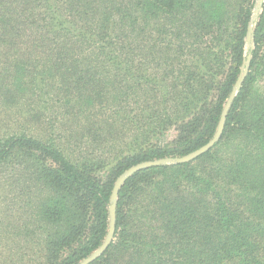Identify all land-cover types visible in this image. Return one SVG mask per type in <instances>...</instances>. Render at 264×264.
<instances>
[{
	"label": "trees",
	"instance_id": "trees-1",
	"mask_svg": "<svg viewBox=\"0 0 264 264\" xmlns=\"http://www.w3.org/2000/svg\"><path fill=\"white\" fill-rule=\"evenodd\" d=\"M255 4L0 0V124L12 111L25 123L0 130L2 200L14 204L0 205V264L98 253L117 180L206 145L248 59L221 140L193 162L129 177L114 239L88 264H264V0L248 47Z\"/></svg>",
	"mask_w": 264,
	"mask_h": 264
},
{
	"label": "water",
	"instance_id": "water-1",
	"mask_svg": "<svg viewBox=\"0 0 264 264\" xmlns=\"http://www.w3.org/2000/svg\"><path fill=\"white\" fill-rule=\"evenodd\" d=\"M262 2H263V0H259L260 8H261ZM251 35H252V30L250 31V34L248 35V39H247L248 43L252 42V36ZM246 64L247 65L249 64V59L246 61ZM244 70H245V72H244ZM247 70L248 69H243V75L237 81L234 92L231 95L230 100L228 101L227 105L224 108V112L222 114V118H221L220 124L218 126L217 132L214 135V137L206 145L202 146L200 149H198V150H196V151H194V152H192V153H190V154H188L182 158L163 159L160 161L144 162V163L138 164V165L130 168L124 175H122L117 180L115 187H114L113 195L111 197L112 205L110 206V216H111L110 230H109V234L106 238V241L104 243V246L101 248V250L98 253L94 254L93 256H91L89 259L85 260L81 264H88L92 260L96 259L99 256V254L102 253L107 248V246L110 244V242L113 241L114 234H115V224H116V203H117L118 190L122 187L124 182L129 177H131L134 173H136L140 170L148 169V168H151L154 166L171 165V164H185V163L193 162L194 160L198 159L200 156H202L205 153L212 150L215 147V145L221 140V138L223 136L224 128H225L227 114H228L229 109L231 107L232 101L236 97L239 89L241 88V85H242L244 78L247 74Z\"/></svg>",
	"mask_w": 264,
	"mask_h": 264
},
{
	"label": "rangeland",
	"instance_id": "rangeland-1",
	"mask_svg": "<svg viewBox=\"0 0 264 264\" xmlns=\"http://www.w3.org/2000/svg\"><path fill=\"white\" fill-rule=\"evenodd\" d=\"M261 5H262V3H261ZM260 13H261L260 3H259V0H256L254 12H253V17H252V26H251L252 27V32L254 31L253 29L255 27V23H256L259 15H260ZM247 45H248V47H250V46L253 45V43L251 42V43H248ZM249 63H250V59H249ZM248 65H247V67H248ZM247 67L244 68V69H248L246 76L248 75V72H249V68H247ZM244 72H245V70H244ZM3 112H5V111H3ZM19 112H21V111H19ZM19 112H16V113L13 112V111L10 112L9 115H8L9 116V120H8L7 126L4 127L2 124H0V130L17 131V130L23 129V127L25 126V123H22L21 118H22V116H24V114L22 113V116H21L19 114ZM10 120L13 123H11L9 125ZM32 126H35V125L29 124V128H32V132H33L34 131V127H32ZM7 127H9V128H7ZM34 133L38 134L39 130L35 129ZM176 136H177L176 131L175 130H170L166 135H164V137H160L159 141L163 145H165V144H168V142H172L175 139ZM5 196H7V194H5L3 192V190H2V188L0 187V205L1 206H5V207H12L14 204H10L9 202H5L4 200H2Z\"/></svg>",
	"mask_w": 264,
	"mask_h": 264
}]
</instances>
